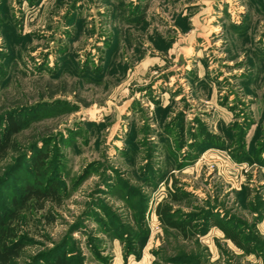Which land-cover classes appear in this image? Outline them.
Masks as SVG:
<instances>
[{
	"label": "rangeland",
	"instance_id": "1",
	"mask_svg": "<svg viewBox=\"0 0 264 264\" xmlns=\"http://www.w3.org/2000/svg\"><path fill=\"white\" fill-rule=\"evenodd\" d=\"M7 114L60 182L61 205L28 214L36 240L50 245L43 234L58 239L98 203L130 214L120 176L149 196L147 235L125 253V239L88 220L91 245L73 234L86 264H159L166 237L152 209L175 185L189 193L176 208L212 204L210 264H264V0H0ZM218 222L241 230L245 249Z\"/></svg>",
	"mask_w": 264,
	"mask_h": 264
},
{
	"label": "trees",
	"instance_id": "2",
	"mask_svg": "<svg viewBox=\"0 0 264 264\" xmlns=\"http://www.w3.org/2000/svg\"><path fill=\"white\" fill-rule=\"evenodd\" d=\"M20 130L21 124L14 116H0V160L11 153L9 161L0 170V264H86L82 242L73 234L83 232L86 243L90 244L95 236L93 230H85V222L88 220L112 228L118 237L126 240L125 253H137L141 239L148 232L145 216L150 199L139 187L130 185L120 176H117L116 181L131 195V199L125 202L130 214L125 210L126 213L122 216L109 205L98 203L96 207L101 212L86 207L73 222L67 224L58 239H53L48 233L43 234L47 242L51 243L48 246L27 233L24 226L27 224L28 214L43 210L47 203H50V207L52 204L61 205L63 197L58 179L47 176V154L34 151L27 156L26 148L23 150L14 138ZM33 148L31 146L30 149ZM23 165L30 176L23 180L22 187L17 188L11 181ZM175 187L169 199L158 202L152 209L166 237L165 245L156 252L158 263L210 264V251L201 237L212 225L214 212L208 209L212 208V204L208 202L207 209L197 207L194 211L176 208L174 205L181 203L189 193L176 185ZM47 212L44 215L51 217V212ZM217 224L234 244L245 249L241 230L223 226L219 222ZM32 244H41L43 247L32 254H24L25 247Z\"/></svg>",
	"mask_w": 264,
	"mask_h": 264
}]
</instances>
